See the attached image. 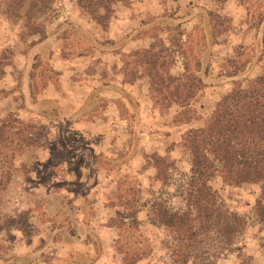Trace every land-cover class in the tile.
<instances>
[{
  "label": "rangeland",
  "instance_id": "obj_1",
  "mask_svg": "<svg viewBox=\"0 0 264 264\" xmlns=\"http://www.w3.org/2000/svg\"><path fill=\"white\" fill-rule=\"evenodd\" d=\"M6 1L0 0V123L9 114L16 116L20 123H33L34 127L23 130L21 136L29 134L36 142L20 152L15 151L14 143L19 133H14L16 128L11 127L6 133L15 140L0 147V178L4 179L7 171L10 172L8 182L0 189V264H25L22 251L27 246L24 245L31 244V236L39 232L38 225L27 220L39 209L34 203L39 195L30 192V182L39 180L38 174L45 172L54 173L58 181L63 175L74 177L80 171L78 165L81 162L84 161L87 167L90 163L89 159L87 162L75 154L70 164L63 165L64 152L77 153L87 145V142L77 140L72 150L63 146V138L67 139V135L75 131L63 120L98 117L95 105L101 104L99 95L90 92L80 96L82 105H89L78 115V92L88 79L105 84L106 73L98 63H75L76 57L94 53L97 43L105 45L104 36L113 15L114 18L120 16L119 12L124 8L137 11L138 15L131 22L138 25L146 22L145 28L135 30L130 36L140 40L147 37L150 43L160 41L172 50L170 72L175 75L183 71L184 57L188 55L191 68L200 75L202 84L189 105L180 108L165 107L149 96L148 116L152 119L147 123L142 120L139 124L137 121L143 116L138 115L139 102L131 92H137L141 97L147 95L148 78L144 76L129 83L121 77L123 84L132 86L129 89L116 84L118 89L128 93H122L116 104L129 125H123L115 134L122 137L121 142L112 140L118 144L116 155L110 160L99 156L97 162L104 169L114 168L121 173L123 168L125 172L116 175L118 179L116 184L112 183V191L108 189L101 193L105 199L99 206L86 200L90 196H85L86 207L83 208L87 211L83 213L89 219L84 223L90 227L88 237L93 241L96 257L100 255V249L104 252L101 264H173L171 250L175 240L165 225L151 220L150 204L160 200L172 210L187 208L190 157L188 149L181 143L183 132L190 127L205 126L217 101L224 99L232 89H249L262 74L264 0H226L222 4L213 0H115L111 3L112 12L106 26L97 23L77 0H48L35 7L30 16L26 12L27 2L20 8L19 15L8 16ZM178 10L182 12L176 13ZM208 10L220 13L221 18L217 21ZM124 37L127 35L120 36L122 39L119 40ZM140 47L145 46L142 43ZM132 54L122 57V69L123 60ZM66 60L71 64L68 74L62 73L60 68ZM71 90L73 93H68ZM126 102L132 112L124 106ZM176 112L180 113L175 115ZM14 125L18 126L19 122ZM87 131L92 135L88 136L90 140L95 133ZM152 152L160 153L167 162L165 183L154 176L155 168L149 161ZM85 174L89 179L91 170L87 169ZM17 177L22 185L13 196V192L7 190ZM209 183L219 195L221 208L236 211L243 223L230 242L213 226L201 233L200 242L189 247L193 255L186 264H238L244 260L250 264H264V223L255 212L260 185L228 184L219 173L213 174ZM53 194L50 198L49 193L48 205L44 206L50 211L48 215L53 219V227L76 233V226L65 223L67 217L64 220L62 215L63 208L69 206V194L61 190H55ZM12 196L21 203H32V206L11 209V203L15 201ZM261 202L264 204V197ZM217 227L221 228L222 224ZM132 253L138 254L129 262ZM39 254L47 264H53L48 253ZM72 256L73 261L81 264L82 257ZM82 262L92 264L90 260Z\"/></svg>",
  "mask_w": 264,
  "mask_h": 264
},
{
  "label": "trees",
  "instance_id": "obj_2",
  "mask_svg": "<svg viewBox=\"0 0 264 264\" xmlns=\"http://www.w3.org/2000/svg\"><path fill=\"white\" fill-rule=\"evenodd\" d=\"M47 1L7 0L5 12L8 16H17L21 13L20 8L27 2L26 12L30 16L35 7L46 4ZM113 1L115 0H77V3L97 23L106 26ZM213 1L222 4L226 0ZM208 14L217 21L221 18L220 13L214 10H208ZM173 53L160 41H152L148 46L136 48L130 58L123 60L122 80L133 83L146 76L148 93L152 99L165 107L189 105L197 95L202 78L191 68L188 55L184 57L182 72L177 75L170 72ZM17 122L19 125H14ZM11 127L16 128L14 133H19L14 143L15 151L20 152L36 142L29 134L21 136L23 130H29L34 124L20 123L16 116L9 114L0 123V147L5 146L7 141L11 143L15 140L6 133ZM181 138V143L188 149L190 157L186 188L187 208L172 210L160 200H154L150 204L151 220L165 225L175 240L171 250L173 264H186L193 255L189 247L199 243L201 233L208 231L211 226L230 242L243 223V218L236 211L221 208L219 195L209 183L215 173H219L228 184L260 185V197L255 201V212L264 223V204L261 202L264 197V67L252 87L244 91L232 89L224 99L215 103L205 126L190 127L183 132ZM149 157L150 164L155 168V178L165 183L167 162L164 156L152 152ZM9 176L10 172L7 171L5 178H0V189L4 188ZM219 223L222 224L221 228L217 227ZM137 254L132 253L129 262ZM238 264L250 263L244 260Z\"/></svg>",
  "mask_w": 264,
  "mask_h": 264
},
{
  "label": "crops",
  "instance_id": "obj_3",
  "mask_svg": "<svg viewBox=\"0 0 264 264\" xmlns=\"http://www.w3.org/2000/svg\"><path fill=\"white\" fill-rule=\"evenodd\" d=\"M136 12L137 11L134 12L132 8H124L119 12L120 16L114 18L113 15V19L111 20L109 28L105 33L106 35L104 36L107 40L105 45L97 43V49L95 48L94 53L87 54L86 56H77L76 62L74 61L75 63H81L82 61H86L88 63H98L105 69L106 73L105 84H103L102 82L101 84H96L94 82H97L99 80L88 79L85 81L83 88L81 89L82 91L80 90V92H78V98L80 100L78 104V115H81L80 112L85 107L87 108V106L89 105L86 103L82 105L81 98L83 97V95L89 94L90 92L99 95V97L102 99L100 101L101 104L95 105V108H97L98 110V117L95 116L93 120L86 118H80L78 120L74 118L63 120L64 123L66 122L67 125L72 126L75 130L73 134L67 135V139H65L66 137L63 138L64 147L72 150L73 144L77 140L79 142H85V144L87 142V145H85L80 152H64V154L62 155L63 165L70 164L76 157L75 154H79L78 158L83 160L85 159L87 162V159H89L90 163H88L87 167V165L84 164V161L81 162V164L78 165V169L80 171L78 175L76 174V176L74 175V177L70 175H63L60 181H58L59 178L54 173L49 174L48 172H45L44 174H38L37 177L39 178V180L37 179L33 182H30V185L28 187L30 192L34 191L38 193L37 195H39L37 200H35L34 202L35 205L39 206V209L38 211L34 212L33 216H29L27 220L30 224L38 225L39 232L31 236L33 240L31 244L28 243L24 245L25 247L27 246L22 251V257L25 258V264L30 261V264H47V260L43 261L41 258H39V253L41 252L48 253L53 264H80V262L76 263V261H73L74 257L72 255H78L79 257H82L81 264H83V260H86L87 262L88 260H90L92 264H101L103 262L104 254H102V249H100L99 251L100 255L96 257L97 253H95L94 245L92 244L93 241L88 237V229H90V227L87 226L86 222L84 223V220L88 221L89 216L87 219V216H85L87 210H84L83 207H86V195L90 196V198L87 197L86 200H90L91 202L93 201L92 203H95L97 206H99V203H101V201L105 199V196L101 193L108 189H110L109 191H112V183L116 184L118 179V176L116 177V175L125 172V169L123 168L120 169L121 173H119V171L114 168L104 169L97 162V159L100 156L104 159L110 160V158L116 155V148H118L117 142H121L122 137L118 138L115 134L118 133V129L120 127H123V125H129V120L120 115L119 108L116 104V99L122 93H127L122 92L120 88L118 89L116 84L122 86V88H132L131 84L127 85L121 82L122 57L133 53V50L140 47L142 43L143 46H148L150 43V41L147 42V37H145V34L143 36V38L145 37V39L143 40L136 39L134 38V36H130L131 33H134L135 30H138L139 28H145L146 26L145 21H142V25L131 22L138 15L136 14ZM180 12L182 11L178 10L176 13ZM123 13L125 16H122ZM178 19L180 20L181 17ZM123 35H127V37L123 38L124 41H120L122 39H120V36ZM118 41H120V43H118ZM74 62L72 64H74ZM61 64L62 65L60 68L62 70V73L68 74V70L71 65L70 62L66 60ZM87 66L88 65H86L85 69L88 68ZM94 77L98 76L95 75ZM98 78H100V75ZM117 79H119L120 81H117ZM87 82L89 84H87ZM136 84L137 83L134 84V89L136 88ZM69 92L73 93V90L68 91V93ZM131 93L135 100L139 102V108L137 109V111H139L138 115L143 116L141 117V120L137 122H139V124L142 120H146V123L149 122L152 117L150 118L148 116L150 113V105L148 104L147 100L151 101V98H149L150 95L148 93V89L146 91L147 95L142 97L138 95L137 92L132 91ZM127 104L128 103L126 102L124 106L129 110V112H132L131 107ZM173 106H175V108L179 107L178 105H172L169 108H172ZM87 129L95 133V135H93L94 140H92L93 138L90 140L88 139L92 135L89 134ZM116 139L117 142L113 143L112 140L115 141ZM45 155L47 157L50 156L47 152ZM91 158H93L94 162L91 160ZM87 169L88 171L91 170L92 173L90 178L88 177L89 179H87V176L85 174V171ZM124 176L126 177L127 174H125ZM18 180L19 177H17V180L14 181L7 190V192L10 191L11 194L13 192V196H15V193H18L22 185L19 184ZM22 189L24 188L22 187ZM55 190H61L69 194L67 196V201L69 202V206L72 208H69V206L63 208L64 211L62 212V215L64 216V220L67 217V219L64 221L65 223H69L71 226H76V233L70 232V229L60 230L59 228H55L52 225L53 219L48 215L50 214V211L49 209H45L44 206L48 205L49 193L50 198H52L54 195L53 192ZM13 200L15 201L14 203H11L13 204L12 207L10 206L11 209L23 208V206H32V203H30L29 205L27 203H21L16 197H14ZM8 203L10 202L8 201ZM108 228L111 229L110 226Z\"/></svg>",
  "mask_w": 264,
  "mask_h": 264
}]
</instances>
